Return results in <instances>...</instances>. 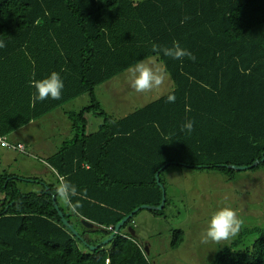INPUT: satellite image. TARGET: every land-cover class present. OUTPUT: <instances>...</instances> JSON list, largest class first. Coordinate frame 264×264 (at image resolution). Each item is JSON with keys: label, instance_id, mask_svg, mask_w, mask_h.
<instances>
[{"label": "trees", "instance_id": "16d2710c", "mask_svg": "<svg viewBox=\"0 0 264 264\" xmlns=\"http://www.w3.org/2000/svg\"><path fill=\"white\" fill-rule=\"evenodd\" d=\"M0 41L6 45L0 48V136L8 142L15 131L89 97L87 107L69 115L71 137L44 160L55 183L0 174V264H153L133 223L143 210L101 243L140 206L160 205L155 174L161 168L165 190L170 167L229 180L236 172L225 166L259 161L249 170L264 167V0H0ZM173 41L195 62L152 51L153 44L171 47ZM141 59L163 67L172 89L117 119L103 110L95 89ZM53 71L64 83L61 99L33 106L29 81ZM88 115L100 120L93 133ZM188 120L194 121L190 134L181 131ZM57 173L87 190L78 215L53 195ZM19 183L39 190L23 191ZM165 198L162 210L146 211L166 220V192ZM169 232V248L176 250L184 234ZM249 235L255 240L243 248ZM210 264H264V229L245 230Z\"/></svg>", "mask_w": 264, "mask_h": 264}, {"label": "rangeland", "instance_id": "374dc122", "mask_svg": "<svg viewBox=\"0 0 264 264\" xmlns=\"http://www.w3.org/2000/svg\"><path fill=\"white\" fill-rule=\"evenodd\" d=\"M127 72L95 89L96 98L103 110L117 119L172 89L167 77L160 89L147 94L137 93L127 81ZM88 103L89 97L84 95L34 121L33 125H27L8 136L10 142H22L28 154H14L0 148V174L7 172L24 180L37 179L47 184L55 183L44 160L71 137L69 115L78 113L87 107ZM99 123L100 120L88 115L87 131L95 132ZM65 129H69V135L62 136ZM163 179L170 201L165 210L167 219L164 220L146 210L140 211L133 219L137 235H145L144 239L148 240V258L153 264H210L219 251L245 230L264 229V167L236 172L231 180L215 172L170 167L164 172ZM18 186L23 191L39 190V186L34 184L19 183ZM223 206L236 210L243 220V227L238 235L230 240L219 244L201 243L200 234L206 228L210 216ZM170 228L181 230L184 234L183 242L176 250L169 248ZM94 238L101 240L100 235ZM152 238L158 239L157 245L151 241ZM137 240L142 243L146 241L139 236ZM254 240V236H247L243 241V248Z\"/></svg>", "mask_w": 264, "mask_h": 264}, {"label": "clouds", "instance_id": "9594fccd", "mask_svg": "<svg viewBox=\"0 0 264 264\" xmlns=\"http://www.w3.org/2000/svg\"><path fill=\"white\" fill-rule=\"evenodd\" d=\"M188 17H185L181 23H184ZM3 41H0V48L5 47ZM152 51L159 55L174 60L182 61L185 57L195 62L196 57L189 50L182 48L178 41H173L171 47H162L156 44L152 45ZM167 78L166 71L158 64L146 62L141 59L133 66L128 68L127 81L135 92L140 94L151 93L160 89ZM29 86L35 89L31 97L33 106L37 101H44L49 98L52 100L61 99L63 80L58 72H51L49 76L36 80L31 79ZM176 97L169 94L167 101L174 103ZM188 110V109H186ZM194 130V121L188 120L181 125V131L191 133ZM6 144H0V147H6ZM75 163V162H74ZM53 195L65 205L72 214L78 215V210L83 207L81 201L87 199V190H79L66 176L57 173V183L53 190ZM79 197V199H75ZM243 227V220L238 216L235 209L229 206L218 208L210 216L206 228L200 234L201 243L215 242L219 244L222 241L230 240L238 235Z\"/></svg>", "mask_w": 264, "mask_h": 264}, {"label": "water", "instance_id": "95a60500", "mask_svg": "<svg viewBox=\"0 0 264 264\" xmlns=\"http://www.w3.org/2000/svg\"><path fill=\"white\" fill-rule=\"evenodd\" d=\"M261 162H264V158L261 160ZM259 163H260L259 161H256V162H254L251 166H246V167H245V166H225V167L228 168V169H230V170H232V171L240 172V171H246V170L252 169V168H254V167H257V166L259 165ZM161 170H163V168H161L160 171H161ZM160 171H159V172H160ZM159 172H157V173L155 174V181H156L157 185L160 187V189H161V193H162V200H161L160 205H159L158 207H151V206L142 205V206H140L139 208H137L135 211H133V212H132L131 214H129L128 216H126L124 219H122V220H121V221L115 226V228H114V232H113V233H112L107 239H105V240L101 243V245H105V244H108L109 242H111L112 239L115 237L116 233L119 232V230L121 229V227L124 226V224L127 222V220H129V219L133 216V214H135L136 211H138V210L160 211V210L163 209V207H164V205H165V202H166V198H165V190H164L163 186L160 184V181H159ZM52 200L54 201V198H52ZM54 208H55V210L58 212V215H59V217L61 218L62 223H63L65 226H67V227L71 230V232L73 233L74 236H77V232H76L72 227H70V226L68 225L67 221L64 219V216H63V214L60 212V210H59L58 206L56 205V203H54ZM81 223H82L83 226H85V227L88 228V229H92V228H94V225L91 224V223H89V222L82 221ZM127 231L130 233V235H131L132 237H135V231H134V230H132L131 228L128 227V228H127ZM90 249H91V250H95V249H97V246H96V247H91ZM145 251H146L147 254L149 253L147 246H145Z\"/></svg>", "mask_w": 264, "mask_h": 264}, {"label": "built area", "instance_id": "2783aa9c", "mask_svg": "<svg viewBox=\"0 0 264 264\" xmlns=\"http://www.w3.org/2000/svg\"><path fill=\"white\" fill-rule=\"evenodd\" d=\"M0 144H6V147H1L7 150H11L13 153H18V154H24L25 153V147L21 143H11L8 142L7 137L5 136H0ZM106 263H108V260H106Z\"/></svg>", "mask_w": 264, "mask_h": 264}, {"label": "crops", "instance_id": "0c3cea01", "mask_svg": "<svg viewBox=\"0 0 264 264\" xmlns=\"http://www.w3.org/2000/svg\"><path fill=\"white\" fill-rule=\"evenodd\" d=\"M34 123V122H33ZM33 123H31L30 125H33ZM29 125V126H30ZM68 130L69 129H65L63 132H62V136H66V135H69V132H68ZM14 142V141H13ZM20 143H22V142H20ZM31 144V143H30ZM27 147L29 148V144L27 145ZM44 163V162H43ZM45 164V163H44ZM45 166H47L46 164H45ZM48 167V166H47ZM49 168V167H48ZM51 171V170H50ZM139 236V238H142L143 240H146V239H144L145 238V235H140V234H138V235H136V238ZM146 246H147V248L148 249H150V245L148 244V242L147 241H145V243H144Z\"/></svg>", "mask_w": 264, "mask_h": 264}]
</instances>
